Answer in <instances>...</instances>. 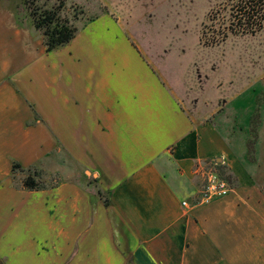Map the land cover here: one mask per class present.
I'll return each mask as SVG.
<instances>
[{
	"label": "crops",
	"instance_id": "crops-1",
	"mask_svg": "<svg viewBox=\"0 0 264 264\" xmlns=\"http://www.w3.org/2000/svg\"><path fill=\"white\" fill-rule=\"evenodd\" d=\"M102 8L85 25V46H73L75 36L47 53L42 37L17 31L0 59V210H21L27 227L38 218L35 252L19 264H264V139L248 149L256 109L264 130V98L240 114L233 55L202 56L199 41L191 58L182 44L142 50L123 13ZM220 64L231 70L226 88L211 83ZM56 148L61 172L82 163L107 206L75 183L11 186L13 164L56 160ZM212 161L229 172L231 192L194 206Z\"/></svg>",
	"mask_w": 264,
	"mask_h": 264
},
{
	"label": "rangeland",
	"instance_id": "rangeland-1",
	"mask_svg": "<svg viewBox=\"0 0 264 264\" xmlns=\"http://www.w3.org/2000/svg\"><path fill=\"white\" fill-rule=\"evenodd\" d=\"M122 1L0 0V59H7V50L11 49L12 34L17 31L31 32L35 42L41 40V33L32 26V19L30 18L32 11L38 13L39 10L50 11L61 5L62 9L58 12L59 18H67L72 21L73 17L76 16L73 26L77 29L76 36L78 38L72 45L85 46V25L104 10L102 8V5H104L119 14L123 13V16L121 14L119 16L123 17L122 20L125 21V26H129V34L132 37V41L140 46L142 50H146L148 45L182 44L191 48L187 52V57L191 58L194 47L199 41V46L206 49L202 56L210 57V49L214 50L216 48H218L219 57L230 59V56L233 55L231 56L233 58L234 72L233 90L235 94H239L234 106L237 109L244 108L242 109L243 111L237 110L240 114L245 112L247 108L251 110L253 108L252 101L256 100L257 97H261L260 100L264 98V22L261 30L255 35L235 36L228 34L227 38L218 45L208 47L203 44L211 40V38L218 40L220 34L229 33V27L233 23V14L230 6L232 0H124L125 4ZM176 24L184 26V30L178 29ZM174 53L177 52L175 51ZM237 59L239 63H237ZM218 66L221 73L217 75L215 73L210 74L211 83H222L224 85L223 88H226L225 85L232 75L231 70L226 69L225 65L221 66L220 64ZM248 69L250 75L246 77L243 72ZM257 112L258 110L256 109L251 121V139L248 141L250 153L253 151L258 136L262 140L264 139V130L260 132L256 130L259 122ZM84 133L83 131L74 132V138L76 139L77 136L80 137ZM79 140L81 139L79 138ZM62 149L64 148L52 150L55 152L52 155L56 154V160L54 156V158L48 159L42 164L31 165L27 168L20 165V168L13 172V176L10 179L11 186L16 190L28 191L22 186L24 178L27 175H36L38 173L39 175L35 180L38 184L43 185L46 188L45 190L57 187L61 183H75L85 187L88 194H91L93 201L95 200L96 203L107 206V194L104 193L101 186L102 182L99 184L95 181L94 179L96 178H93V173L83 166L82 163L77 161L73 165L68 164L69 167L63 173L61 172L56 163L64 164V159L61 156ZM75 150L77 151L76 147ZM81 150L78 148L79 155L82 154ZM58 156H60V159H57ZM212 164H214V161L207 163L210 166ZM105 165L109 164L100 163L96 167L98 170L101 169V174L105 175L107 181L110 183L114 182L117 180L115 174L110 173V170L106 169ZM210 166L206 167L205 171ZM55 167L59 172H57ZM261 167L262 169L264 168L262 165ZM211 171L216 172L232 187L233 183L230 174L225 167L218 164L212 165ZM36 217L34 215L31 217L32 223L27 227V225L25 226L21 223L25 220L21 210H17V208L11 209V205H7L0 210L1 264H4V262L19 264L21 254H26L25 249L30 250L27 254H34L35 242L31 240V237L34 234L36 220L38 219ZM2 224L5 225L3 226ZM31 244L32 246L30 247Z\"/></svg>",
	"mask_w": 264,
	"mask_h": 264
},
{
	"label": "trees",
	"instance_id": "trees-1",
	"mask_svg": "<svg viewBox=\"0 0 264 264\" xmlns=\"http://www.w3.org/2000/svg\"><path fill=\"white\" fill-rule=\"evenodd\" d=\"M230 6L233 14V23L229 27V33L220 34L218 40L211 38V40L203 43L204 46L218 45L227 38L228 34L235 36L255 35L261 30L264 22L263 0H232ZM61 9L62 6L60 5L50 11L39 10V13L36 11L30 13L32 26L41 33L46 52H51L67 45L76 36L77 29L73 26L76 16L73 17L72 21L67 18L61 19L58 16V12ZM19 168L17 164L12 165L13 172H16ZM38 175V173L36 175H27L22 182L23 188L28 191L45 190L46 188L35 180Z\"/></svg>",
	"mask_w": 264,
	"mask_h": 264
},
{
	"label": "built area",
	"instance_id": "built-area-1",
	"mask_svg": "<svg viewBox=\"0 0 264 264\" xmlns=\"http://www.w3.org/2000/svg\"><path fill=\"white\" fill-rule=\"evenodd\" d=\"M212 165L203 173V183L195 202L192 204L194 206L209 204L212 201L228 196L231 192L229 183L216 172L211 171ZM182 206L186 207L187 205L182 202Z\"/></svg>",
	"mask_w": 264,
	"mask_h": 264
}]
</instances>
